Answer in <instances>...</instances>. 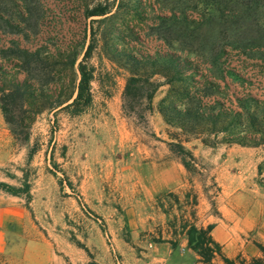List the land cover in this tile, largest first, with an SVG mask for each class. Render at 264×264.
I'll return each instance as SVG.
<instances>
[{"label": "rangeland", "instance_id": "1", "mask_svg": "<svg viewBox=\"0 0 264 264\" xmlns=\"http://www.w3.org/2000/svg\"><path fill=\"white\" fill-rule=\"evenodd\" d=\"M99 5L112 12L105 20L87 18ZM239 7L241 17L229 16ZM93 32V104L85 114L45 111L29 142H21L0 103V183H29L31 193L28 201L0 189V264H201L180 234L192 211L174 204L166 214L173 199L168 193L181 201L198 196L196 223L215 225L212 236L226 257H256V243L264 244V146L212 147L191 138L184 145L206 169L191 177L169 151L173 130L158 111L169 86L157 90L147 119L141 117L147 102L124 112L123 95L132 71L127 56L176 52L197 61L218 85L205 103L219 100L241 111L238 99L251 96L256 102L249 106L262 117L264 0H0V64L20 82L28 66L37 87L54 90L66 78L74 88ZM239 41L245 52L231 46ZM20 50H39L42 61L24 65ZM71 51L78 56L74 72L64 68ZM212 58L246 81L209 71L205 59ZM173 239L176 249L168 242Z\"/></svg>", "mask_w": 264, "mask_h": 264}, {"label": "trees", "instance_id": "2", "mask_svg": "<svg viewBox=\"0 0 264 264\" xmlns=\"http://www.w3.org/2000/svg\"><path fill=\"white\" fill-rule=\"evenodd\" d=\"M237 2L238 0H230ZM258 7V6H257ZM110 5H99L86 14L87 18H103L105 20L111 11ZM251 9V5H248ZM244 9L239 7L229 11L232 18L241 17ZM94 22H99L98 20ZM92 41L88 45L84 56L77 67L78 83L74 88L69 89L66 78L59 84V88L45 90L34 84L35 77L30 70L25 69L27 78L20 82L17 77L10 75L0 64V103L1 108L14 138L17 141L29 142L30 129L37 116L45 111H62L70 117H79L85 114L93 104L92 82L95 79V67L90 64L94 52L97 49V37L93 32ZM236 49L246 51L243 42L231 43ZM21 51V50H20ZM24 65L39 61V50L35 53L21 51ZM61 58L62 54H59ZM77 51H71L67 55L68 67L74 72L77 60ZM129 65L132 68L130 77L127 80L123 100L124 112L137 110L136 102L146 101V109L141 117L147 119L152 113V99L161 85H168L169 90L164 99L161 100L158 111L162 115L166 125L173 132L169 133L170 142H166L171 153L179 158L191 177L202 176L206 169L201 166L195 155L189 151L184 143L191 138L201 139L207 146L218 144H239L247 147L264 146V112L262 117L249 106V103L256 102L251 96L245 99H238L243 110H236L215 100L212 104L204 102V98L210 96V90L219 88L217 84L208 81V78L201 72L197 61L170 52L157 56H127ZM48 58V57H47ZM54 58V57H53ZM218 75L223 79L231 77L235 82H245L234 69H226L225 61L221 58L205 59ZM62 72V71H61ZM63 73V72H62ZM200 76L203 82L197 81ZM156 77L164 79L159 83ZM32 80H34L32 82ZM201 85H207L202 91ZM256 109H258L256 107ZM175 140V141H174ZM34 150L29 153V159L33 157ZM262 169L259 173L262 174ZM214 185L217 186L215 180ZM0 189L14 196L25 195L27 200L31 199L30 185L24 184L22 188H16L6 183H0ZM165 196L173 198L170 207H166L165 213L170 215L172 205H177L179 210L190 209V217H186L180 223V234H183L188 243V249L192 251L201 264H264V244L256 243L258 255L247 260L242 255L235 258L226 257L222 252V246L215 241L212 231L215 225L198 226L196 223V207L198 196H187L181 201L174 193ZM160 200V198H159ZM174 233H177L178 217L173 218ZM173 249L178 247V240L168 241ZM219 260V262H217ZM96 264V263H90Z\"/></svg>", "mask_w": 264, "mask_h": 264}]
</instances>
